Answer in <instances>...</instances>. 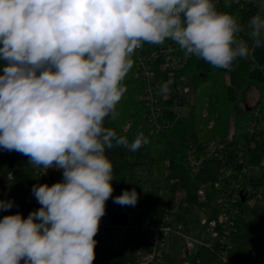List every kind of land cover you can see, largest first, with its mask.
<instances>
[{
	"label": "clouds",
	"instance_id": "obj_1",
	"mask_svg": "<svg viewBox=\"0 0 264 264\" xmlns=\"http://www.w3.org/2000/svg\"><path fill=\"white\" fill-rule=\"evenodd\" d=\"M252 2L259 11L245 25L217 0H0V150L28 157L45 175L63 173L51 186L33 185L38 210L0 219V264H93L114 191L106 150L149 143L143 132L129 142L105 126L119 115L134 51L171 40L185 55L231 70L264 47V0ZM137 202L135 188L114 198ZM12 207L0 199V211Z\"/></svg>",
	"mask_w": 264,
	"mask_h": 264
},
{
	"label": "trees",
	"instance_id": "obj_2",
	"mask_svg": "<svg viewBox=\"0 0 264 264\" xmlns=\"http://www.w3.org/2000/svg\"><path fill=\"white\" fill-rule=\"evenodd\" d=\"M231 9L239 11L244 21L259 11L258 7ZM170 42L166 40L161 45ZM157 47L145 42L134 51L133 67L122 82L126 92L117 105L119 115L115 120L106 118L105 126L126 136L129 142L143 132L149 143L135 152L123 146L106 150L115 180L112 197L105 206L114 224L123 229L124 237L118 248H114L108 242L107 229H99L94 237L98 243L93 264H131L139 253L148 250L142 224L148 221L153 227L171 225L184 204L190 206L188 211L204 209L210 221L224 214L223 189L217 186L225 180L221 172L223 165L207 158L204 166L193 172L187 158L192 147L202 152L207 141L225 139L230 155L242 153L248 165L258 167L264 178V131L257 127L264 119V76L261 79L251 76V58H237L232 69L227 70L190 55L184 68L192 87L189 109L186 113H176L172 109L174 101L163 99L159 104L161 121H167L169 128L150 134L151 108L144 101L145 83L135 75V66L139 57ZM3 67L4 62L0 61V74ZM260 68L264 73V60ZM156 73L162 88L167 83L166 76L158 69ZM228 79L235 89L233 96L227 94ZM253 87L258 90V101L251 106L247 103V93ZM255 122L258 125L254 126ZM37 169L20 153L0 151V199L13 201L12 208L0 211V219L17 212L27 218L41 207L32 194L33 185L43 184ZM133 188L138 193L135 206L114 203L116 196ZM201 190L204 199L199 195ZM227 217V222L217 223L213 235L201 227L200 231L209 236L210 245L188 253V264H225V256L233 264H259L252 257L253 252L264 258V208L242 202L233 205Z\"/></svg>",
	"mask_w": 264,
	"mask_h": 264
},
{
	"label": "built area",
	"instance_id": "obj_3",
	"mask_svg": "<svg viewBox=\"0 0 264 264\" xmlns=\"http://www.w3.org/2000/svg\"><path fill=\"white\" fill-rule=\"evenodd\" d=\"M239 7L241 9H249L257 7L252 0H233L232 7ZM231 8L224 7V0H217V9L219 11L232 12ZM250 10V9H249ZM242 22L246 25L248 21ZM241 38L245 39L248 44L251 43L247 33H242ZM253 53V52H252ZM252 56V55H251ZM190 56L183 54L179 46L171 41L166 45H159L156 49L147 51L143 56L139 57L136 61L135 72L138 77H141L145 83V96L144 101L151 108L150 134L160 133L169 128V123L165 120L161 121V110L159 108L160 102L165 100L174 101L173 110L176 113H186L189 109V103L192 98V87L188 75L184 72L187 60ZM156 69L165 74L166 82L170 81L167 90L161 88L158 82ZM206 114V113H205ZM264 119L258 125L256 122L254 126L261 125ZM203 151L199 152L196 146L191 148L188 162L193 169V172H198L208 159L216 160L223 165L222 173L224 174V183H218L217 186L223 189V197L221 202L225 204V212L220 215L217 220H208L204 209L198 208L202 211L203 219L201 221L202 227L206 232L213 235L215 226L227 222V214L230 213L233 205H238L242 202H248L250 205H261L264 208V178L258 173V167L248 165L242 153L239 155L231 156L228 148V142L222 138H215L203 144ZM2 152H8L3 151ZM36 173L41 179L43 184H52L63 180L62 171L52 168L43 174L42 169H37ZM223 184L224 187L221 185ZM201 199H204L203 191L199 192ZM188 204H184L183 208H189ZM106 208V214L101 218L99 229L106 228L109 237L108 242L114 247L122 243L124 233L121 227L119 228L114 224L109 212ZM176 218V217H175ZM175 218L171 225L154 226L148 221L142 224V231L147 241L148 250L141 252L131 264H166L171 263L170 253H166L165 249L168 246V241L171 235L178 231L184 242V255L181 257V264H188L187 254L192 252L198 247L209 244V236L203 234L201 231L196 235L183 233V222L176 228ZM201 228V227H200ZM254 259H258L259 264H264V258L259 257L256 252L252 253ZM225 264H233L227 261L224 257ZM247 264V263H245Z\"/></svg>",
	"mask_w": 264,
	"mask_h": 264
},
{
	"label": "rangeland",
	"instance_id": "obj_4",
	"mask_svg": "<svg viewBox=\"0 0 264 264\" xmlns=\"http://www.w3.org/2000/svg\"><path fill=\"white\" fill-rule=\"evenodd\" d=\"M249 47H252V43L249 44ZM180 49V48H179ZM180 51L184 54V50L180 49ZM252 65L250 68V74L251 76L261 79L264 76V73L262 70H260V64L264 60V47H258L253 50L252 56H250ZM228 88H227V94L228 96H233L234 94V86L231 84L230 80L228 79ZM258 90L254 88V91L250 95V97L247 100V103L251 106H254L256 102L258 101ZM191 101V100H190ZM261 129L264 131V122L261 125ZM111 205V204H110ZM112 207V205H111ZM109 210V208H107ZM110 214V210L108 211ZM202 211L198 208L194 210H187L186 208H182L179 210V212L176 214L175 218V224L174 226L177 228L180 222L184 223L183 226V233L184 234H191L192 236H196L200 232V227H202V219L203 214H201ZM166 253H170V258L172 264H181V257L184 255V242L182 240V237L179 235V232L176 231L171 235V238L168 241V246L165 249Z\"/></svg>",
	"mask_w": 264,
	"mask_h": 264
},
{
	"label": "crops",
	"instance_id": "obj_5",
	"mask_svg": "<svg viewBox=\"0 0 264 264\" xmlns=\"http://www.w3.org/2000/svg\"><path fill=\"white\" fill-rule=\"evenodd\" d=\"M253 91H254V87L251 88V89L249 90V92L247 93V100H248V98L250 97V95L252 94ZM257 92H258V91H257Z\"/></svg>",
	"mask_w": 264,
	"mask_h": 264
}]
</instances>
